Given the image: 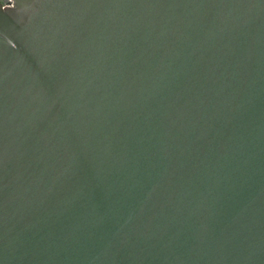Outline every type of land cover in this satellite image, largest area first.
I'll list each match as a JSON object with an SVG mask.
<instances>
[{"label":"water","instance_id":"1","mask_svg":"<svg viewBox=\"0 0 264 264\" xmlns=\"http://www.w3.org/2000/svg\"><path fill=\"white\" fill-rule=\"evenodd\" d=\"M0 264H264V0L0 3Z\"/></svg>","mask_w":264,"mask_h":264},{"label":"trees","instance_id":"2","mask_svg":"<svg viewBox=\"0 0 264 264\" xmlns=\"http://www.w3.org/2000/svg\"><path fill=\"white\" fill-rule=\"evenodd\" d=\"M8 2V0H0V3L2 4H6Z\"/></svg>","mask_w":264,"mask_h":264}]
</instances>
